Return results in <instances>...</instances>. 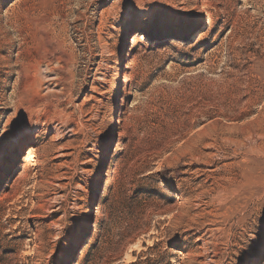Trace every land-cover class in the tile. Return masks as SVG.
I'll list each match as a JSON object with an SVG mask.
<instances>
[{"label":"rangeland","instance_id":"rangeland-1","mask_svg":"<svg viewBox=\"0 0 264 264\" xmlns=\"http://www.w3.org/2000/svg\"><path fill=\"white\" fill-rule=\"evenodd\" d=\"M199 1L0 0V264H264V0Z\"/></svg>","mask_w":264,"mask_h":264},{"label":"bare ground","instance_id":"bare-ground-1","mask_svg":"<svg viewBox=\"0 0 264 264\" xmlns=\"http://www.w3.org/2000/svg\"><path fill=\"white\" fill-rule=\"evenodd\" d=\"M196 1V6L195 8L198 10V14L196 16V20L200 23H202L204 20H205V14H204V11H203V5L201 4V2L199 0H195ZM17 23V22H16ZM3 33V32H2ZM191 33L190 29L189 28H186L185 30H181L179 32H177V36L180 37V38H184L186 37V35H189ZM153 35V30H148L146 32H135L133 34V42H135L137 39H146L147 37ZM12 42V41H11ZM131 42H130V39L127 38L123 41L122 43V49L121 51L119 52L118 54V61L119 62H122V59H123V55H124V49L126 48L127 45H129ZM25 44V43H24ZM41 56V55H40ZM48 62V61H47ZM41 63V62H40ZM34 67V66H33ZM36 72V71H35ZM124 82L127 83V78L125 77L124 79ZM119 89L120 90H123V86H119ZM118 100H120L121 98L118 96L117 97ZM115 130L113 129L112 130V134H110V140L106 146V150L104 151V159L102 160V166L104 165V162L108 156V152H109V147H110V142L112 140V138L114 137L115 135ZM35 152H36V149L33 148L29 154L27 156H25V158L23 159V164L17 168V170L14 172V174L12 175V177H14L19 171L21 170H25V168L27 167V164H31L32 163V159L35 157ZM33 164V163H32ZM102 181V172H101V175L99 177H97L96 179V182H95V194H94V197L93 199L95 200V196H96V191L98 190L99 186H100V183ZM183 196V193H179L178 194V198L181 199ZM88 213H91V209L88 210ZM90 224V221L88 220V225ZM85 246V245H84ZM83 251V250H82Z\"/></svg>","mask_w":264,"mask_h":264},{"label":"trees","instance_id":"trees-1","mask_svg":"<svg viewBox=\"0 0 264 264\" xmlns=\"http://www.w3.org/2000/svg\"><path fill=\"white\" fill-rule=\"evenodd\" d=\"M165 181H167V179H165ZM102 195H103V192H102ZM102 195L99 192V198H101ZM93 233H94V229L92 226L90 232L86 233V236H84V238H86L87 236L93 237ZM98 250H100V245L97 241L96 242H90V243L86 242V247L83 249V252H82L83 254L80 256V255H78V253L74 252V254H75L74 259L76 261H78L80 258H84V259H87V262L88 261L91 262L92 257L94 256L95 252Z\"/></svg>","mask_w":264,"mask_h":264}]
</instances>
